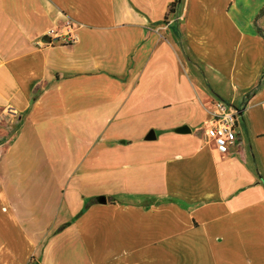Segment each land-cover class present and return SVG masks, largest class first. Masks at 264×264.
<instances>
[{
  "label": "crops",
  "instance_id": "0c3cea01",
  "mask_svg": "<svg viewBox=\"0 0 264 264\" xmlns=\"http://www.w3.org/2000/svg\"><path fill=\"white\" fill-rule=\"evenodd\" d=\"M175 1L0 0V264H264V0Z\"/></svg>",
  "mask_w": 264,
  "mask_h": 264
},
{
  "label": "built area",
  "instance_id": "2783aa9c",
  "mask_svg": "<svg viewBox=\"0 0 264 264\" xmlns=\"http://www.w3.org/2000/svg\"><path fill=\"white\" fill-rule=\"evenodd\" d=\"M52 39L66 45L75 43L78 39L76 25L67 21L60 31L51 32L50 41ZM211 112L214 122L205 130V136L213 144L215 152L225 156L237 142L239 111L232 105L215 101L211 104Z\"/></svg>",
  "mask_w": 264,
  "mask_h": 264
},
{
  "label": "trees",
  "instance_id": "16d2710c",
  "mask_svg": "<svg viewBox=\"0 0 264 264\" xmlns=\"http://www.w3.org/2000/svg\"><path fill=\"white\" fill-rule=\"evenodd\" d=\"M179 2H180V0H176L175 3H173V5L171 6V8H170L169 11H170V12H173L175 6H176ZM263 17H264V7L261 9L260 13L257 15V17L255 18V21H254V24H255V27H256L257 33H258V34L263 38V40H264V30L259 26V21H260V19L263 18ZM263 84H264V71H263L262 77H261V79H260L259 84L257 85V87H256L253 91L249 92V93L247 94V96L250 97V96L254 95V94H255V93H256V92H257V91L263 86ZM109 201H110L111 203H114V202H115V199H109Z\"/></svg>",
  "mask_w": 264,
  "mask_h": 264
}]
</instances>
